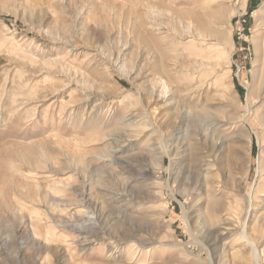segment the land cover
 Returning a JSON list of instances; mask_svg holds the SVG:
<instances>
[{
    "label": "rangeland",
    "instance_id": "1",
    "mask_svg": "<svg viewBox=\"0 0 264 264\" xmlns=\"http://www.w3.org/2000/svg\"><path fill=\"white\" fill-rule=\"evenodd\" d=\"M0 264H264V0H0Z\"/></svg>",
    "mask_w": 264,
    "mask_h": 264
},
{
    "label": "bare ground",
    "instance_id": "2",
    "mask_svg": "<svg viewBox=\"0 0 264 264\" xmlns=\"http://www.w3.org/2000/svg\"><path fill=\"white\" fill-rule=\"evenodd\" d=\"M193 43H194V41H193ZM192 48H195L197 50V52H198V55L199 56L201 55L202 58H204L205 56L207 57L208 49L205 48L204 46L195 44V45H193ZM217 53H218L217 55L225 54V52H222L220 49H217ZM211 57L212 56H210V58Z\"/></svg>",
    "mask_w": 264,
    "mask_h": 264
}]
</instances>
